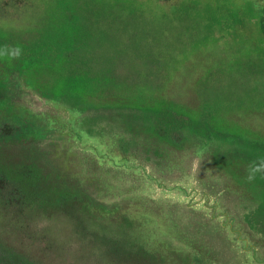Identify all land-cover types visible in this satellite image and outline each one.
<instances>
[{
  "label": "rangeland",
  "instance_id": "1",
  "mask_svg": "<svg viewBox=\"0 0 264 264\" xmlns=\"http://www.w3.org/2000/svg\"><path fill=\"white\" fill-rule=\"evenodd\" d=\"M206 10L202 0H0V264H264V196L235 189L214 161L264 175V118L241 115L260 134L220 127L221 142L243 150L203 148L196 135L239 120L225 109L262 87L264 52L238 55L240 37ZM217 48L235 52L221 67L210 66ZM62 56L71 72L143 85L166 106L95 107L38 89L36 77H59ZM244 68L248 79L232 78Z\"/></svg>",
  "mask_w": 264,
  "mask_h": 264
},
{
  "label": "trees",
  "instance_id": "2",
  "mask_svg": "<svg viewBox=\"0 0 264 264\" xmlns=\"http://www.w3.org/2000/svg\"><path fill=\"white\" fill-rule=\"evenodd\" d=\"M171 1V0H170ZM206 4V11H211L213 13H219L220 19L228 21L230 24L231 35L240 37L239 44L244 47V49H238L236 53L238 55H252L255 52H264V14L259 15L256 12V4L254 1L259 0H202ZM264 1V0H262ZM72 20H74V14L72 15ZM68 24V20L66 21ZM236 40V39H235ZM73 41L71 42V44ZM249 44V45H248ZM198 48L197 46L194 48ZM63 49V48H62ZM233 47H231V50ZM217 52V53H215ZM36 53H41L38 57L45 61L44 53L41 49H38ZM209 53L211 63L210 66L221 67V60L224 61L225 58L228 59L229 54L233 56V53L229 52L228 48L224 51H220L219 48L210 50ZM217 54L218 57H212ZM46 55V54H45ZM64 56L60 57V69L59 77L53 78L54 82L48 81L46 78L38 76L36 77L35 86L40 90H53L54 96L61 98L65 95H74L81 98L86 104L95 107H118L122 109H132L140 112L148 113H160L166 105H164V100L157 98L155 93L147 87L140 86H129L126 84H121L114 80L109 73L104 74H93L89 70H74L71 72L65 66ZM241 59H237V63ZM236 62V61H234ZM241 62V61H240ZM37 63L35 60H29L26 63L20 62V68L23 66H31ZM65 63V64H64ZM251 62L245 63L247 67L251 66ZM64 66V67H62ZM212 71V67H209L207 71ZM249 68H244L243 71L234 75L232 78L238 79V76L248 79L250 75ZM262 83V87L259 85H253L248 89V92L243 94L240 104L235 105L230 109H225L230 111L231 114L239 118L237 122H225L223 120L214 121L217 125L214 126L215 129L212 130L210 134H199L197 133V140L202 142L203 148H208L215 146L216 152H222L223 149H228V151H233L236 148L243 150L244 147L238 146L235 142H224L216 136L220 127H224L229 134H234L240 137H245L248 134H260L261 132H256L251 125L247 124L242 120L246 116H256L259 115L264 118V93L258 90H264V78L259 80ZM109 89L111 91L110 96H106L104 91ZM135 90L137 95L131 94V91ZM215 103L211 105L207 103V107L213 109ZM227 107V106H226ZM240 110V114L233 113L234 111ZM226 114V113H225ZM229 114V113H228ZM196 118V117H194ZM241 119V120H240ZM256 132V133H255ZM263 133V132H262ZM233 135V136H234ZM261 136V135H260ZM228 141H236L235 139H227ZM217 144V145H215ZM229 145V146H227ZM216 165L224 170L227 175H230L233 182V186L237 190H242L246 195L250 196L255 203L262 200L264 196V175L260 171L253 172L249 164L244 163L237 158L222 161L218 154L215 155Z\"/></svg>",
  "mask_w": 264,
  "mask_h": 264
}]
</instances>
